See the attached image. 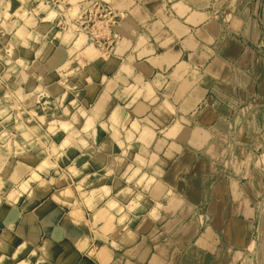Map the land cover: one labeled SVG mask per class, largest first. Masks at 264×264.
Returning <instances> with one entry per match:
<instances>
[{
    "label": "clouds",
    "instance_id": "clouds-1",
    "mask_svg": "<svg viewBox=\"0 0 264 264\" xmlns=\"http://www.w3.org/2000/svg\"><path fill=\"white\" fill-rule=\"evenodd\" d=\"M18 2L19 14L8 16L12 0H0V202L9 200L15 209L21 184L40 188V181L31 180L35 172L47 192H54L78 212L81 224L93 228L94 235L83 229L91 241L93 264L120 252L125 255L112 264L133 256L136 264H149L159 259L160 249L169 254L166 264H205L206 253L171 217L181 184L186 200L193 187L194 161L206 159L208 152L177 136L182 124L207 112L214 116L209 127L235 117L236 122L228 124L236 135V144L226 150L231 152L240 144L239 119L251 110H264V0H181L203 22L186 33L193 42L191 55L200 62L198 70L194 66L184 74L190 83L179 87L155 55L157 48L175 39L165 30L174 19V0ZM149 3L155 12L147 11ZM98 9L102 23H97ZM116 16L121 19L113 24ZM152 17L157 18L150 23ZM176 42L189 47L186 41ZM57 49L64 58L51 64ZM220 60L223 72L211 71ZM146 63H152L153 70L146 69ZM156 67H161L159 74ZM216 89L226 94L227 104ZM69 95L72 99L65 103ZM231 101L238 111L226 110ZM249 128L261 131L255 122ZM252 149L249 144L243 151ZM251 163L260 188L259 224L250 221L252 230L241 241H218L212 264H264V154L252 150ZM94 164L103 175L87 172ZM97 183L102 186L91 190ZM27 190L31 194L33 189ZM199 195L201 203L214 195L204 177ZM136 220L151 224L143 233L133 231L130 226ZM4 228L0 264L15 261L29 245L30 255L40 250L33 225L5 222ZM10 233L23 240L11 254V245L5 243Z\"/></svg>",
    "mask_w": 264,
    "mask_h": 264
},
{
    "label": "crops",
    "instance_id": "crops-1",
    "mask_svg": "<svg viewBox=\"0 0 264 264\" xmlns=\"http://www.w3.org/2000/svg\"><path fill=\"white\" fill-rule=\"evenodd\" d=\"M162 2L163 0H161ZM174 3L176 4L173 9L174 19L170 25H166L165 30L173 34L175 39L173 42L164 43L157 48L155 55L161 58L159 64L166 69L167 75L177 78V87H179L180 84L190 83V78L186 77L185 73L192 71L194 66L198 70L200 61L198 57H192L191 44L193 42L187 41L186 33L199 27L203 21L202 17L191 8V5L185 6L181 0H174ZM145 8L149 13L156 11L152 3L145 5ZM168 8H172V4H169ZM115 18L117 23L121 19L120 16ZM156 18L152 17L149 22H153ZM176 41H186L189 47H184V44ZM235 52L236 50L233 49L232 54ZM63 58V51L57 49L49 62L57 64ZM31 59H35V57ZM224 67L223 60H220L211 71L222 73ZM145 68L153 70V64L146 63ZM154 71L159 74L161 67H156ZM181 77L184 79L181 80ZM205 79H211V77L205 76ZM29 83L32 81L29 80ZM216 94L222 103H228L226 94L220 89H216ZM71 99L72 97L69 95L65 103ZM204 99H207V95H204ZM192 100L193 102L196 101L195 95H193ZM199 107L200 104H196V108ZM226 110L229 112L238 111L236 102L231 101V108ZM213 120V114L207 112L199 120L194 119L181 125L177 140L183 139L196 149L207 148L208 155L204 160L194 161L196 178L192 182L193 187L188 192V199L186 200L184 185L181 184L179 194L172 201L173 215L171 217L177 227H183L185 235L191 236L192 243L206 253L205 264H212L214 252L219 246L218 241H241L252 230L253 225L250 221L255 220L257 225L259 224V213L256 205L257 193L260 192V188L258 179L251 174V169L254 166L251 163V152L254 150L257 155L264 154V110H251L239 119L237 132L239 133L240 144L231 152H226V150L230 144H236V135L228 128V124L236 122V118H225L221 124L209 127ZM254 122L261 129L260 132L249 128V125ZM257 140H259V144L256 143ZM249 144L253 145V149L245 153L243 149ZM116 151L119 152V148ZM71 158L75 159V156H71ZM18 163L26 164L27 167L34 166L25 160H18ZM12 171L14 172L15 169ZM87 172H100L99 166L94 164ZM246 174L247 178H245ZM100 175L103 173L100 172ZM202 177L205 178L207 186L214 190V195L207 203H201L202 198L199 195ZM169 178L166 177V179ZM31 180L40 181L41 187L37 189L31 183L27 186L21 184L15 209L9 200L0 202V234L5 232V222L15 223L17 227L25 222L33 225L35 233L40 237V250L30 255L33 253V248L29 245L28 248L19 253L14 264H20V261H25L26 264H93L91 254L88 251L91 241L83 232V229L87 228L88 232L94 235L93 228L88 224H81L80 219L75 217L77 211H73L68 205L62 204L54 192H47L40 175L34 172ZM104 183H110V181ZM100 186L102 184L97 183L93 185L91 190ZM28 188L33 189L31 194L28 193ZM161 191L164 190L161 189ZM43 193L47 194L44 195ZM49 194L51 196L47 198ZM9 198H12L11 192H9ZM74 203L76 201H69V204ZM150 224V220H136L130 227L133 231L139 228L140 232L143 233ZM97 241V243H102ZM5 243L11 245L9 247V254H11L15 248L23 243V240L19 235L10 233L9 239ZM136 243H139L138 239ZM122 255L125 253L109 254L102 260L97 259L95 264H112V261ZM168 255L166 249H160L159 259L150 261L149 264H166ZM122 264H136L135 256L125 257Z\"/></svg>",
    "mask_w": 264,
    "mask_h": 264
},
{
    "label": "rangeland",
    "instance_id": "rangeland-1",
    "mask_svg": "<svg viewBox=\"0 0 264 264\" xmlns=\"http://www.w3.org/2000/svg\"><path fill=\"white\" fill-rule=\"evenodd\" d=\"M18 0H12V8H11V10L9 11V13L7 14L8 16H16V15H18L19 14V12H20V4H19V2H17ZM103 7V6H102ZM100 11H101V9H98L97 10V13H96V15H97V23H102V21H103V18L101 17V15H100ZM89 15H91V13H89ZM0 23H2V21H0ZM115 23H117V20H116V18H114V20H113V24H115ZM57 31H59V29H57ZM109 32H111V28L109 29ZM1 95H2V93H0ZM44 102V101H43ZM42 102V103H43ZM39 114L40 115H43V112L42 111H40L39 112ZM50 194L47 196V198H50ZM75 217L77 218L78 217V212H76L75 213ZM78 219V218H77ZM98 242V241H97ZM83 246V245H82ZM6 264H14V261H12V260H9V261H7L6 262Z\"/></svg>",
    "mask_w": 264,
    "mask_h": 264
}]
</instances>
